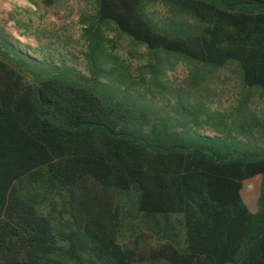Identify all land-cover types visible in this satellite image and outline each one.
I'll list each match as a JSON object with an SVG mask.
<instances>
[{"label": "trees", "instance_id": "1", "mask_svg": "<svg viewBox=\"0 0 264 264\" xmlns=\"http://www.w3.org/2000/svg\"><path fill=\"white\" fill-rule=\"evenodd\" d=\"M85 1V75H27L0 57V264H264V112L251 107L264 101V0H160L203 21L185 33L151 19L146 0ZM179 57L193 78L234 71V103L210 110L200 96L156 113L129 98L128 74L161 91ZM254 176L250 210L240 188Z\"/></svg>", "mask_w": 264, "mask_h": 264}, {"label": "rangeland", "instance_id": "2", "mask_svg": "<svg viewBox=\"0 0 264 264\" xmlns=\"http://www.w3.org/2000/svg\"><path fill=\"white\" fill-rule=\"evenodd\" d=\"M60 1L53 0L50 7L41 0H0V57L9 59L8 61L16 68L20 67L21 71L26 69L24 73L27 75L29 71L40 72L42 69L47 72L52 69L49 66L54 64L59 66L58 69L66 67L85 75L87 66L82 56V51L85 50L82 28L80 21L75 18V10L80 6L79 0H70L66 5ZM159 1L146 0L147 3L142 7V11L173 33L199 31L203 26V21L190 12L178 10L179 13L173 14L168 9V5L167 8ZM83 13L86 16L92 14L91 6H87ZM104 32L107 39L114 35L110 25ZM132 45L127 37L121 36L116 40L113 50L120 57H126L127 50ZM133 48L137 54L144 52L141 45H135ZM177 59L171 68L163 72L164 79H161V82H164L165 87L161 91L149 90L158 84L157 81L155 85L148 80L140 83L139 72L134 74L133 71L136 65L142 62L137 58L129 60L133 73L131 76L128 74L127 78L139 84H130L125 90V85L115 83L117 79L113 81L112 78L113 83H111L116 87L124 88L129 93V98L131 97L138 105L147 109L153 106L156 113L170 111L175 106L180 107L188 102L191 104L200 96L204 98L210 110H226L230 103H234L240 89L234 71L221 66L211 72L203 73L201 78L199 75L193 78L194 75L189 73L193 69L192 66L185 63V60L180 61L179 59H183L181 57ZM33 60L35 61L32 62ZM136 70H141V66ZM142 78L144 80L146 77ZM201 86L204 89H201ZM254 96L251 107L257 114H261L264 112V101L257 98L256 93ZM179 122L190 129L191 126L187 122ZM195 131L212 134L211 130L200 126L196 127ZM256 180V176L246 179L240 188L242 199L250 210L255 208Z\"/></svg>", "mask_w": 264, "mask_h": 264}, {"label": "crops", "instance_id": "3", "mask_svg": "<svg viewBox=\"0 0 264 264\" xmlns=\"http://www.w3.org/2000/svg\"><path fill=\"white\" fill-rule=\"evenodd\" d=\"M67 1H70V0H67ZM62 4H64V3H66V1L65 0H61L60 1ZM79 3H80V6H79V8H77L76 10H75V18H79V16L81 15V13H83L84 12V10L86 9V7L87 6H89V5H91V4H89V3H87L85 0H79L78 1ZM77 2V3H78ZM91 10H93V9H91ZM81 23V26L80 27H82V22H80Z\"/></svg>", "mask_w": 264, "mask_h": 264}]
</instances>
